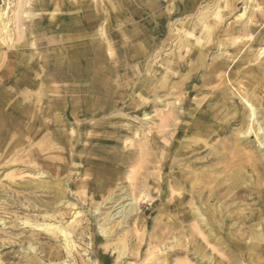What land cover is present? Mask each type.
Returning <instances> with one entry per match:
<instances>
[{
  "label": "bare ground",
  "instance_id": "bare-ground-1",
  "mask_svg": "<svg viewBox=\"0 0 264 264\" xmlns=\"http://www.w3.org/2000/svg\"><path fill=\"white\" fill-rule=\"evenodd\" d=\"M142 1L146 6V11L154 12V8L160 6L157 0ZM249 1L253 5L251 13L242 24L240 19L242 20V17L245 16L246 9L236 17L237 19H234L233 11L236 8V3L233 0H206L205 4H203L204 0L202 2L201 0H188L181 9H177L179 10L176 15L179 16L178 19L176 18L177 20L183 19L182 15L189 16V18L185 22L176 24L178 39L172 50L160 56L156 61H151L156 57L154 50L152 52L155 54H149V51L141 54L140 64L142 67H147L148 70L139 85L135 86L137 90L141 93L149 91V97H153L165 85L166 91L177 90L167 93V95L179 93L178 97H180V103L159 115L156 123L150 122L156 118H149L148 122L151 125L146 127L139 121L137 113L140 112H136V109L127 108V104L122 103L121 100L113 103L116 101L113 96L103 97V101L108 99L112 108L116 107V111L123 112L122 116L127 117L119 119V121H123L125 129L122 131L119 128L121 130L119 134L111 132L101 135L104 137V142L109 143L112 139L117 138L113 140V146L117 152L112 151L114 155L110 156L99 152V156L85 159V162H88L95 172L82 174L78 171L76 177L82 178V186L85 189L93 187L98 196L114 201L116 192L114 189L125 178L121 171L134 164L130 176H127L129 179L127 186L133 189L131 194L135 204H132L127 196H122V203L111 206L112 210H108L103 216L96 236L97 239L107 242L114 232L120 234V231L125 230L118 239L119 243L116 241L118 245L113 246L114 249H112L116 261L114 259L111 263L103 253L100 263L98 261L92 263L91 249L81 246L86 240V235L91 236L89 219L92 215L99 217L103 214V208L99 204L89 205L92 213L89 212L91 214L88 215L89 218L85 220L86 226L83 227L81 225L83 218L79 219L82 213L77 208H85V206L76 198L77 193L71 194V197L78 200L75 205L67 200L68 194L65 191L58 190L56 198L48 202L44 206L45 208L39 210V216H25L20 219V224L25 225L31 234L30 237L22 239L24 241L22 243L23 254L20 258L22 264H126L127 259L134 260L142 257L151 244L168 242L171 238H175L177 245L165 249H157L156 246H152L155 250H148V255L158 256V261L161 262L158 264H193L191 260L197 261V264H202V261L215 264L213 262L215 257L207 255L206 247L204 248L203 245H206L210 240L222 245L227 238L225 235L230 234H236L242 239L249 238L248 244L244 247L245 250L238 247L212 249V251H220L217 264H264V151L262 150L264 149V62L251 64V67L244 73L236 71L245 56H248L246 60L251 63L264 55V32L259 30L260 25L257 24L264 18V5L261 0ZM118 9L117 4L108 8L112 20L117 21L123 18V15H118ZM221 9L226 11L222 17L230 15L233 18L227 27L231 34V37L229 36L230 44L226 47L227 51L218 57L215 64L204 67L194 75V70L200 68V64L207 57L205 53L207 44L203 40L205 37L198 38L197 35L203 32L208 33L213 25L219 22L217 15L221 14ZM4 12L0 11V20ZM66 14L64 19L67 21H63L59 27V32H61L59 34H76V37H82L87 32L85 15L78 16L74 9ZM159 16L162 18L160 14ZM240 27L241 33L248 34V40L245 42L240 41L241 38L238 35ZM246 42L250 44L246 46ZM2 44L3 42L0 40V46ZM157 44L156 48L159 49L168 46V38L157 42ZM87 49L84 43L79 42L68 50V54L80 58ZM229 49L233 52L235 50L231 56L227 54ZM191 51H198L196 59L190 58L189 54H193L190 53ZM239 52L242 53L237 58ZM1 57L0 103H4L3 99L12 94L10 90H6V84H9V87L18 94V100L23 97L22 93L20 94L22 88L34 90L40 86L41 77L39 75L41 72L34 67L27 69L31 76L23 78L22 75L17 74L16 81H9L11 74L15 71L5 72L6 61L10 56L4 54ZM149 62L151 63L148 64ZM80 71L83 77L89 72L84 66ZM182 78L188 79L194 84L191 86L192 91L189 92V100L186 102H182V93L178 91L184 83L178 82ZM42 80L41 83L44 81ZM47 80L52 82L53 78ZM95 83L103 84L99 80ZM146 83L148 84L145 85ZM131 89L132 91L120 92V97H132L134 92L133 88ZM47 90L48 88H45L44 91ZM104 90L105 93L114 94V91H110V89L104 88ZM30 93L26 96L28 98L26 109L28 110L26 113H24L26 109L23 110L26 119L30 117L31 113L38 114V110L33 105L37 101V97ZM196 95L200 98L190 97ZM21 99L23 102V98ZM255 101L263 106L262 109L253 103ZM15 106L13 105L12 108ZM186 115L192 117L187 118ZM143 116L145 117V114ZM95 117L99 118L100 116L97 113V116L94 115ZM2 122L0 121V129H5L4 125L8 123ZM64 122L57 118L53 122L49 121V124L44 126V130L31 142L36 143L39 139L40 141L44 140L45 135L48 134L58 143L71 148L75 139L72 135L74 131L67 130L69 129L68 124L65 127ZM10 123L12 122L10 121ZM31 126L32 124L26 122L23 133L31 132ZM9 129L11 128L7 127L4 131L8 132ZM95 133L96 135L89 133L84 135L96 138L99 132ZM136 133L137 137L144 138V142L139 143L138 141L139 144H136V147L131 143L129 145L134 147L130 148L126 142L122 141V138L131 134L135 136ZM100 138L97 137L98 140ZM31 142L24 141L23 143L27 146ZM18 143L20 144L16 139L9 145L18 147ZM47 148L49 147L33 149L34 157L37 160L42 159L57 164L50 154L51 152L43 154ZM7 150L9 149H6V153L9 152ZM104 156L108 161H117V169H114L111 164L99 160ZM74 161L80 162L84 159L75 156ZM59 164L60 168L66 166L65 161H60ZM246 170L251 171V175H247ZM153 187H155L154 190H151ZM120 188L119 186L117 189ZM86 192L85 190L78 191L77 196L81 198ZM148 194L152 199H149ZM84 201H86L85 198ZM141 205L147 207V211H153L159 205H163L164 216L147 217V211L140 210ZM111 207H107V209ZM0 221L3 225L4 220L0 219ZM114 221H116V225H111V222ZM135 222L138 225L136 231L138 234L134 233L136 237L131 236L128 230L132 225L134 226ZM147 226L149 227L147 228ZM113 227L116 230H112ZM177 235L186 238L184 245L180 243L178 245ZM134 246H137V252L131 251ZM145 247L147 248L145 249ZM82 252L88 254L83 255ZM158 252L160 253L158 254ZM174 256L183 257V259L177 261L172 259Z\"/></svg>",
  "mask_w": 264,
  "mask_h": 264
},
{
  "label": "rangeland",
  "instance_id": "rangeland-1",
  "mask_svg": "<svg viewBox=\"0 0 264 264\" xmlns=\"http://www.w3.org/2000/svg\"><path fill=\"white\" fill-rule=\"evenodd\" d=\"M157 1L160 3V6H156V9L154 8L153 12L149 10L146 11V6L142 0H0V11H5V14H2L0 20V40L3 42L0 46V58H2L1 56L4 54L9 55L10 58L6 61V67L4 68L5 72L15 71L11 74L12 76L9 78V81H16L15 79L18 77L17 74L22 75L23 78L31 76L27 69H32L33 67L41 72L39 76L45 81L42 80L43 83H41L40 79V86H42H39L34 90L22 88L20 94L22 93L21 96L23 97L21 98H23V102L21 98L18 100V94L14 89L10 88L9 84H6V90H10L12 94L6 99H3L4 103H0V121L7 122L10 120L13 123L12 125L9 121L7 122V125H4L6 128H11L8 132L4 131L6 128L0 129V219L4 220L3 225L0 223V264H22V260L20 259L21 254H23L22 243L24 241L22 239L24 237H30L31 234L27 228H25V225L20 224V219L25 216H39V210L45 208L44 206L48 202L53 201V199L56 198L58 190H63L68 194L67 200L70 203L77 205L79 200L80 203L84 204L85 208H77V210L83 214L79 216V219L83 218L84 220L81 221L83 227L86 226L85 220L89 218L88 215L92 213V209L89 208V205L99 204L103 208V214L99 217L92 215L89 219V224H91V236L88 237L86 235V240L81 246L82 248L91 249L90 255L92 263L97 261L100 263V258L103 253L106 254L111 263H113L114 259L116 261L112 249L118 245V239L125 230L120 231V234L119 232H114L110 240L107 242L103 239H97L96 236L99 224H102L103 216L108 210H112L113 207L111 206L122 203V196H127L128 199L130 198L132 204H135L131 194L133 189H130L131 187L127 186L129 180L127 176H130L134 164L121 171L125 178H123L120 181L121 183L118 184V187L120 186L121 188L119 190L117 189L118 187L114 189L116 190L114 193V201H109L106 200L105 197L98 196L97 192L93 190V187L85 189L82 186V178H77L76 173H78V171L82 174H91L92 172H95V169H93L88 162L86 163L85 159H91L92 156H99V152H102L107 156L114 155L112 154V151L117 152L114 148L115 146H113V140L117 138L112 139L109 143L104 142V137L101 135L111 132L114 134L121 133V130L123 131L125 129V125L122 123L123 121H119V119L127 117L122 116L123 112L116 111V107L112 108L108 99H105L104 103L102 100L103 97L107 98L108 96H113L116 100L113 101V103L121 100L122 103L127 104V108L136 109V112H140L137 113L139 115V121L144 123L146 127L149 126V124L151 125V123H156L159 115L168 111L170 107L180 103V97H178L179 93L176 95H167V93L172 91L175 92L177 90L172 89L166 91L167 89H164L165 85L162 86L157 95L153 97H149V91L141 93L135 87L139 85L148 70L146 69L147 67H142L140 64L142 60L140 58L142 57L141 54L148 51L149 54H151L154 53L152 52V50H154L156 57L151 61H156L160 56L169 53L172 50L175 41L178 39L176 24L178 22H185L189 18V16L182 15V17H180L184 18L177 20L179 16H176L179 11L177 9H181L182 5L188 0ZM261 1L264 5V0ZM233 2L236 3V8L233 11L234 19H237L236 17L246 9L245 16L242 17V20L240 19L241 23L244 24L251 13L253 5L249 0H233ZM205 3L206 0H204L203 4ZM116 4L117 7H119L118 15H123V18L117 21L112 20V17L108 13V8L112 5L115 6ZM73 9L78 16L84 14L85 19H87V32L84 33L82 37H76V34H59L61 33L59 32V27L63 21H67L64 19L67 15L66 13ZM225 12V9H221V14L217 15V20L219 22H216L208 33L203 32L197 35L198 38L205 37L203 40L205 41V44H207L205 50L207 57L200 64V68L198 67L194 70V75L199 73L204 67L215 64L218 57L222 56V53L227 51L226 47L230 44L229 38L231 37V34L229 33L230 31L227 27L233 18H231L230 15L225 18L222 17ZM159 14L162 18H160ZM257 24L260 25L259 30H263L264 32V18ZM235 25L238 26L239 24ZM240 30L241 27L239 28L240 34H238L241 38L240 41H247L248 34H244V32L241 33ZM167 38L169 41L168 46L162 47L163 49L156 48L158 45L157 42L167 40ZM79 42L84 43L86 48H88L82 55L83 58L74 57V55L72 56L68 54V50ZM249 44L250 43L247 44L246 42V46ZM228 51L227 54L229 56L235 53V50L234 52L233 50L230 51V49ZM197 52L191 51L190 53L193 54H189L191 55L190 58L193 57L196 59L198 57ZM241 53L242 52H239L237 58ZM154 54L153 57L155 56ZM247 57L248 56H245L244 61H241V65L237 67L236 71L238 73L246 72V70L251 67V64L260 61L264 62V57H261L250 63L246 60ZM76 58L77 60H75ZM150 63L151 62L148 64ZM82 66L89 70L87 73L88 75L85 74L84 77L80 71ZM98 66L100 69L97 68ZM96 71H98V73H96ZM48 78H53V81L49 82L47 80ZM98 80L102 81L103 84L98 85L99 82L95 83V81ZM178 82H184L178 91L182 93V102H186L189 100L188 95L189 92L192 91L191 86H194V84L184 78L178 80ZM198 85L200 86V84ZM45 88H48V90L44 91ZM104 88L114 91V94L105 93ZM131 88H133L134 97H120V92L124 93L127 90L132 91ZM142 89L144 90V87ZM29 90L31 93L28 92ZM28 93L37 97V101H35L36 104L34 103L33 105L34 108L38 110V114L36 113L37 115H33V113H31L30 117L26 119L23 110L27 108L28 98L26 96ZM190 97H196V99L200 98L197 95ZM31 98H33V96H31ZM152 100L154 102H151ZM253 103L256 106L259 105L258 107L262 109L263 106H261L259 102L255 101ZM13 105H16L15 108H12ZM27 110L28 109H26L24 113H26ZM97 113L100 117H95L98 118L95 119L94 115L97 116ZM143 114H145V117ZM118 115L121 116L119 117ZM152 117L153 119H156L150 121ZM189 117L192 116H187V118ZM56 118L65 121L64 126H67L68 124L67 127H69V129L67 130L74 131L72 135L75 139L73 140V146L71 148L65 144L58 143L55 139L51 138L50 135L48 136V134L45 135L44 140L40 141L39 139L36 143L31 142L42 130H44V126L48 125L49 121L53 122ZM26 122L32 124L31 132L24 134L23 129ZM93 130H96L95 132L97 133L99 132L97 137L103 138H100L101 141L98 140L97 137L94 138L93 136L84 135L88 133L96 135ZM134 135L135 136H133V134L125 136V138H122V141L126 142L128 145L133 143L135 147L137 146L136 144L144 142L142 136L137 137V133ZM16 139L20 142V144L18 143L19 146H10V142ZM24 141H30L31 143L25 146L23 143ZM130 145L128 147H134ZM46 146L49 148H47L43 154H49V152H51L50 154L54 157L57 164L46 162L42 159L37 160V158L34 157L33 149ZM6 149H9L7 150L9 152L6 153ZM24 149L25 151H23ZM262 150L264 151V149ZM75 156L84 159V161H74ZM63 157L65 158L63 159ZM99 160L103 161V163H109L114 169H117V161H108L106 156ZM60 161H65L66 166L60 168ZM246 171L247 175H251V171ZM89 180H91V178H89ZM154 188L155 187L151 188V190H154ZM83 190L88 193L86 192V194L79 198L77 196L78 191ZM124 192L125 194H123ZM74 193H77L76 198L78 200L71 197V194ZM149 197V199H152L150 195ZM84 198L86 201H84ZM107 207L111 208L107 209ZM140 210L147 211V207L145 208L144 205H141ZM146 215L147 217L164 216L163 205H159L153 211H147ZM115 222L116 221L111 222V225H116ZM137 227V222H135L134 226L132 225L130 227L131 229H128L131 236L133 235L136 237V234L134 233H137ZM148 227L149 226H147V228ZM113 228L112 230H116V228ZM177 236L178 245L179 243L184 245L186 243V238L182 235ZM225 237L227 238L222 245L216 244L212 240L207 243L209 245H203L204 248L206 247V254L215 257V259H213L215 264L219 263L217 257H219L218 254L220 255V251H212V249H218L219 247H226L227 249L238 247L245 250L244 247L249 241V238L242 239L236 234L225 235ZM133 242H135L134 239ZM133 242L132 244H135ZM175 245H177L175 238H171L168 242L165 241L160 244L153 243L150 247H145V249H147L144 250L147 252L144 251L145 254L142 257H138L134 260L127 259V263H125H161L158 261L159 258L157 255H148V250H155V248H153L154 246H156L157 249H165L171 248V246L173 247ZM136 247L137 246H134L131 251L135 250L137 252L138 248L136 249ZM82 253L83 255L88 254L85 252ZM159 253L160 252H158V254ZM172 259L180 261L183 257L180 258L179 256H174ZM191 261L190 262L193 264L198 263L195 260ZM202 264L208 263L202 261Z\"/></svg>",
  "mask_w": 264,
  "mask_h": 264
}]
</instances>
